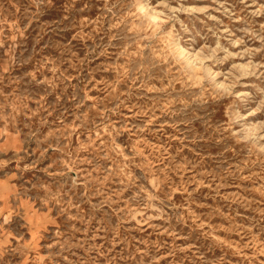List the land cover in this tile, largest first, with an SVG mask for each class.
<instances>
[{
	"label": "rangeland",
	"instance_id": "1",
	"mask_svg": "<svg viewBox=\"0 0 264 264\" xmlns=\"http://www.w3.org/2000/svg\"><path fill=\"white\" fill-rule=\"evenodd\" d=\"M0 264H264V0H0Z\"/></svg>",
	"mask_w": 264,
	"mask_h": 264
},
{
	"label": "bare ground",
	"instance_id": "2",
	"mask_svg": "<svg viewBox=\"0 0 264 264\" xmlns=\"http://www.w3.org/2000/svg\"><path fill=\"white\" fill-rule=\"evenodd\" d=\"M157 20V19H156ZM155 21V20H154ZM170 34V33H169ZM172 36V35H171ZM170 36V37H171ZM174 45L179 49V45L177 44V42L174 43Z\"/></svg>",
	"mask_w": 264,
	"mask_h": 264
}]
</instances>
